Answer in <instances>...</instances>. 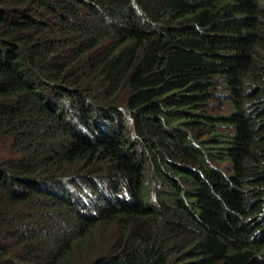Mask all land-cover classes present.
<instances>
[{
    "label": "trees",
    "instance_id": "16d2710c",
    "mask_svg": "<svg viewBox=\"0 0 264 264\" xmlns=\"http://www.w3.org/2000/svg\"><path fill=\"white\" fill-rule=\"evenodd\" d=\"M5 135L0 264H264V0H0Z\"/></svg>",
    "mask_w": 264,
    "mask_h": 264
},
{
    "label": "rangeland",
    "instance_id": "374dc122",
    "mask_svg": "<svg viewBox=\"0 0 264 264\" xmlns=\"http://www.w3.org/2000/svg\"><path fill=\"white\" fill-rule=\"evenodd\" d=\"M11 137L5 135L3 138L0 137V156L3 158H14L16 156L15 152L10 145ZM109 230L103 232V229L98 231L96 237L94 238L96 244L104 245L106 247V238L108 236ZM88 253H91V250H88Z\"/></svg>",
    "mask_w": 264,
    "mask_h": 264
}]
</instances>
